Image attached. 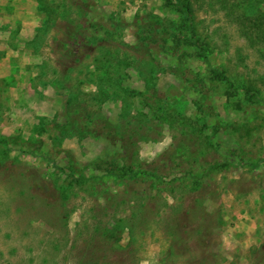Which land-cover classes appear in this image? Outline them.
Instances as JSON below:
<instances>
[{
	"label": "rangeland",
	"instance_id": "rangeland-1",
	"mask_svg": "<svg viewBox=\"0 0 264 264\" xmlns=\"http://www.w3.org/2000/svg\"><path fill=\"white\" fill-rule=\"evenodd\" d=\"M180 1L0 0V264H264V0Z\"/></svg>",
	"mask_w": 264,
	"mask_h": 264
},
{
	"label": "trees",
	"instance_id": "trees-1",
	"mask_svg": "<svg viewBox=\"0 0 264 264\" xmlns=\"http://www.w3.org/2000/svg\"><path fill=\"white\" fill-rule=\"evenodd\" d=\"M175 2L177 4L178 8L180 9V11L182 12V14L184 15L187 22L189 24H191V20H192L193 16H192V11H191L189 4L187 2H181L180 0H175ZM251 31L250 30L247 31V29H243L241 31V33L246 38V40L249 42V45L251 47L256 46V44L264 41V26H262V25L258 26L256 33H253ZM192 41L200 49V53L203 55L202 57L205 59L206 64H207L208 68L210 69V74L212 76H214L220 80H223L232 92L243 93L252 101H258V102L262 101L261 97L258 95V93L255 89H253L251 87H243V86L234 85L233 82L231 81V79L227 76V74L222 69L215 68V67L213 68L205 57V51H206L205 44L202 41H200L195 34H193V36H192ZM194 78L195 77L187 76L185 78V80H186V82L189 83ZM87 125H85V126H87ZM85 126H83V127H85ZM94 164H96V166H98L100 168H103L107 174L113 175L115 177L120 176L118 174V172L116 171L117 168H123V165H120L118 163V161H116L114 158H112L108 155H100L99 157L96 158V160L94 161ZM54 167L60 171L63 170L62 168L58 167L57 165H54ZM137 173H142V174H148L149 173V174H152L156 177L160 176V173L158 172L157 166H151L150 164L140 162L139 160L132 162L131 164H129V166L124 167V171H123L122 176L124 178L133 177V178H136L135 179L136 181H138L139 175H137ZM67 175L69 177H71L72 180H75L76 182H80V181L83 182V181H87V180H90L93 178V177H85L83 175L75 176L71 173H67ZM158 180H160V179H158ZM150 184L151 185L153 184L151 179H150Z\"/></svg>",
	"mask_w": 264,
	"mask_h": 264
},
{
	"label": "clouds",
	"instance_id": "clouds-1",
	"mask_svg": "<svg viewBox=\"0 0 264 264\" xmlns=\"http://www.w3.org/2000/svg\"><path fill=\"white\" fill-rule=\"evenodd\" d=\"M170 143V141H168ZM163 143V142H162ZM164 146H167L166 144ZM163 150V148H161V151ZM148 155V158H149V161L152 159V154L149 153L147 154ZM141 264H155V260L154 259H145L143 261H141Z\"/></svg>",
	"mask_w": 264,
	"mask_h": 264
}]
</instances>
